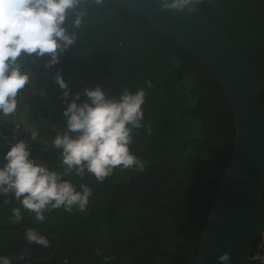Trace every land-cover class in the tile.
Masks as SVG:
<instances>
[{
	"label": "trees",
	"instance_id": "16d2710c",
	"mask_svg": "<svg viewBox=\"0 0 264 264\" xmlns=\"http://www.w3.org/2000/svg\"><path fill=\"white\" fill-rule=\"evenodd\" d=\"M199 6L249 61L264 107V0H202ZM79 11L85 14L80 27L73 28ZM66 24L77 36L56 64L46 66L48 57L34 54L18 59L30 77L21 90L26 93L25 122L36 123L37 137L28 143L31 155L63 172L59 149L51 144L65 120L66 101L54 79L59 72L70 93L81 92V101L86 87L99 85L109 96L145 88L142 123L152 131L134 129L131 145L145 169H115L102 182L70 172L68 178L77 185L92 188L87 209H54L43 222L11 199V193L9 203L0 196V255L12 256L13 264H63L65 257L68 264H105L104 256L112 257L108 264H192L234 133L219 82L196 56L111 0H80L69 10ZM6 149L0 142V156ZM13 207H20V222L12 219ZM26 227L56 233L59 241L39 231L48 238V247L29 244ZM263 228L264 189L249 255ZM246 264L264 263L249 259Z\"/></svg>",
	"mask_w": 264,
	"mask_h": 264
},
{
	"label": "clouds",
	"instance_id": "9594fccd",
	"mask_svg": "<svg viewBox=\"0 0 264 264\" xmlns=\"http://www.w3.org/2000/svg\"><path fill=\"white\" fill-rule=\"evenodd\" d=\"M100 0H97L99 3ZM80 0H0V116H8L17 109V94L29 82V73L22 71L18 62L21 55L47 56L46 66L56 64L59 54L76 40V32L68 31L66 20L69 10L76 9ZM161 9L195 11L202 0H158ZM83 11L76 12L71 24L81 25ZM63 90L66 101L63 108L64 128L57 131L51 144L59 149L58 160L63 172L51 168L31 155L28 142L17 139L10 143L0 156V196L3 203L11 199L34 215L39 222L46 220V212L62 208L84 212L92 196L87 183L77 185L69 177L74 173L80 178L93 176L102 182L115 169L142 172L145 162L132 150L134 129L144 128L148 134L151 126L145 119L144 87L123 89L118 96H109L99 86L86 87L81 92L70 93L62 75L54 77ZM150 88L151 82L145 81ZM71 95V99L69 96ZM37 137L36 131L31 139ZM14 222L22 220L20 207L11 209ZM24 238L29 244L48 247L49 240L38 230L27 228ZM100 250L97 249L99 254ZM23 253L18 259H23ZM105 264L112 259L103 257ZM218 264H231L229 252L217 256ZM0 264H13L12 258L0 255ZM63 264H68L64 258Z\"/></svg>",
	"mask_w": 264,
	"mask_h": 264
},
{
	"label": "water",
	"instance_id": "95a60500",
	"mask_svg": "<svg viewBox=\"0 0 264 264\" xmlns=\"http://www.w3.org/2000/svg\"><path fill=\"white\" fill-rule=\"evenodd\" d=\"M111 1L192 53L219 82L231 108L234 133L192 264H218L217 256L225 251L231 264H246L264 189V107L249 61L200 6L178 12L161 9L158 0ZM34 229L59 241L56 233Z\"/></svg>",
	"mask_w": 264,
	"mask_h": 264
},
{
	"label": "built area",
	"instance_id": "2783aa9c",
	"mask_svg": "<svg viewBox=\"0 0 264 264\" xmlns=\"http://www.w3.org/2000/svg\"><path fill=\"white\" fill-rule=\"evenodd\" d=\"M26 93L20 90L17 94V109L8 116H0V142L7 148L10 143L17 139H24V126L20 117L21 108H24ZM249 259L264 263V229L255 243Z\"/></svg>",
	"mask_w": 264,
	"mask_h": 264
},
{
	"label": "rangeland",
	"instance_id": "374dc122",
	"mask_svg": "<svg viewBox=\"0 0 264 264\" xmlns=\"http://www.w3.org/2000/svg\"><path fill=\"white\" fill-rule=\"evenodd\" d=\"M25 113H26V110L24 108H21L20 117L22 119L23 126H24V140H26L29 143V142L34 141L31 139V133L33 131H37V130H36V123L32 124V125L28 124V126H27V124L25 122Z\"/></svg>",
	"mask_w": 264,
	"mask_h": 264
},
{
	"label": "flooded vegetation",
	"instance_id": "af4514ba",
	"mask_svg": "<svg viewBox=\"0 0 264 264\" xmlns=\"http://www.w3.org/2000/svg\"><path fill=\"white\" fill-rule=\"evenodd\" d=\"M263 229H264V228H263ZM263 229H262V230H263ZM262 230H261V231H262Z\"/></svg>",
	"mask_w": 264,
	"mask_h": 264
}]
</instances>
